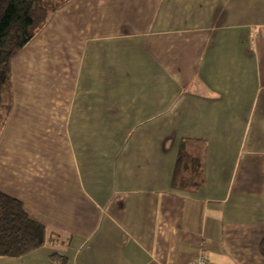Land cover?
<instances>
[{"label": "crops", "instance_id": "obj_1", "mask_svg": "<svg viewBox=\"0 0 264 264\" xmlns=\"http://www.w3.org/2000/svg\"><path fill=\"white\" fill-rule=\"evenodd\" d=\"M12 80L0 191L47 241L0 264H264V0H72Z\"/></svg>", "mask_w": 264, "mask_h": 264}, {"label": "trees", "instance_id": "obj_2", "mask_svg": "<svg viewBox=\"0 0 264 264\" xmlns=\"http://www.w3.org/2000/svg\"><path fill=\"white\" fill-rule=\"evenodd\" d=\"M72 0H0V138L12 111V65L23 50ZM203 158L180 152L173 178L179 190L196 191L204 183ZM47 228L33 220L25 204L0 191V259L22 258L44 247ZM264 255V240L260 246ZM52 259L66 264L67 259Z\"/></svg>", "mask_w": 264, "mask_h": 264}, {"label": "built area", "instance_id": "obj_3", "mask_svg": "<svg viewBox=\"0 0 264 264\" xmlns=\"http://www.w3.org/2000/svg\"><path fill=\"white\" fill-rule=\"evenodd\" d=\"M205 253L201 254L197 261L190 263V264H209L208 260L206 259Z\"/></svg>", "mask_w": 264, "mask_h": 264}]
</instances>
